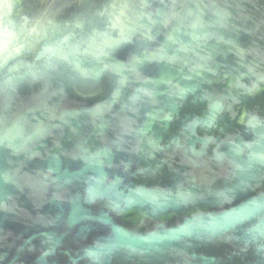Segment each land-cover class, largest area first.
Wrapping results in <instances>:
<instances>
[{
  "label": "water",
  "instance_id": "water-1",
  "mask_svg": "<svg viewBox=\"0 0 264 264\" xmlns=\"http://www.w3.org/2000/svg\"><path fill=\"white\" fill-rule=\"evenodd\" d=\"M0 264H264V0H0Z\"/></svg>",
  "mask_w": 264,
  "mask_h": 264
}]
</instances>
